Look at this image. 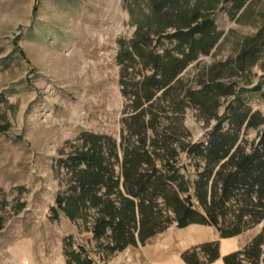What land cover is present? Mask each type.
I'll return each mask as SVG.
<instances>
[{
  "label": "rangeland",
  "instance_id": "374dc122",
  "mask_svg": "<svg viewBox=\"0 0 264 264\" xmlns=\"http://www.w3.org/2000/svg\"><path fill=\"white\" fill-rule=\"evenodd\" d=\"M235 1L0 0V264H68L69 254L81 248L92 264H188L183 255L192 258L206 244L218 257L209 261L199 254V260L225 264L226 254L251 248L264 217L247 221L246 228L228 237L214 225L180 227L173 220L144 241L136 231L135 242L118 249L108 247L106 236H94L96 208L87 207L74 220L51 211L56 197L69 194L74 183L69 157L91 143L83 134L104 137L98 143L118 174L124 150L139 144L140 132L149 151L151 140L166 133L177 150L178 172L195 180L204 158L181 151L178 144H206L218 118L221 130H228L233 107L264 118V47L256 53L248 41L261 29L264 36V0H246L240 9ZM195 13L212 18L220 39L176 76L166 95L164 88L157 90L136 109L134 93L151 85L142 84L144 79L159 77L150 52L160 55L168 70L164 50L177 55L169 36ZM214 75L232 84L235 93H199L200 81ZM187 90L196 92L198 104L187 98ZM151 112L154 127L148 125ZM263 136L264 124L243 125L237 144L250 153ZM112 144L117 157L110 154ZM154 163L165 170L160 159ZM161 201L155 196V212ZM240 203L226 206L236 209ZM162 212L173 216L171 210ZM260 248L264 257V237Z\"/></svg>",
  "mask_w": 264,
  "mask_h": 264
},
{
  "label": "trees",
  "instance_id": "16d2710c",
  "mask_svg": "<svg viewBox=\"0 0 264 264\" xmlns=\"http://www.w3.org/2000/svg\"><path fill=\"white\" fill-rule=\"evenodd\" d=\"M245 2L246 0H236L235 8L240 9ZM221 35L209 15L195 13L184 25L178 26L169 36L176 42L174 50L177 55L164 50L162 56L171 64L167 70L160 55L150 52L152 65L159 77L152 75L144 79L142 84L146 85L149 81L151 85L146 86L141 93H134V107L138 109L143 101L152 100L157 90L164 88L162 95H166L176 76L199 54H208ZM263 37L261 29L248 40L251 50L261 52L264 47ZM135 51L140 55V50L136 48ZM129 59H132V53L129 54ZM215 65L217 64L213 66ZM200 83L202 86L199 93L205 96L235 93L232 84L221 83L216 75L209 76ZM185 93L190 101L198 104L195 101L196 92L187 90ZM150 106H153V102H150ZM143 112L144 110H140L135 117ZM226 119L229 129L222 131V119L218 118L219 124L210 133L206 144H178L181 151L193 157L204 158V168L195 180L178 172L174 164L177 150L171 146V138L166 133L156 135L151 140L152 149L149 151L145 148L146 137L140 132L139 144L124 150L118 174L110 167L108 157L98 143L104 137L83 134L91 143L85 150L76 151L69 157L74 183L69 194L56 197V204L51 207V211L55 216L63 213L74 220L81 217L82 211L87 207L96 208L98 215L92 225L94 236H106L109 239L108 247L118 249L134 243L136 231L138 239L144 241L155 232L163 230L173 220L180 227L190 223L214 225L223 237L241 232L246 228L247 221L257 223L264 217V136L257 147L250 153H245L240 144H237L238 132L243 125L248 128L264 124V118L258 111L250 113L248 108L238 111L233 107ZM155 122L156 114L151 112L148 125L154 127ZM115 146L112 144L110 154L117 157ZM156 158L163 162L164 171L156 168ZM80 164H84V167L77 169ZM217 165L218 168L214 170ZM181 192L186 193L184 198H181ZM155 196L161 198L163 205L156 212L153 209L156 206ZM240 199L243 204L240 203L236 209L226 206L228 201L239 203ZM162 210H171L173 216H164ZM229 213L232 216L226 220ZM244 215L249 217L248 220L244 219ZM263 237L264 226L252 241L251 248L226 254L223 256L224 263L264 264L260 248ZM211 246L212 244L202 246L200 253H192V258L186 255L183 257L188 264H204L199 260V254L212 261L218 254L216 248ZM69 256L68 264H92V258L84 248L79 252H71ZM244 259L247 260L246 263L243 262Z\"/></svg>",
  "mask_w": 264,
  "mask_h": 264
},
{
  "label": "bare ground",
  "instance_id": "6f19581e",
  "mask_svg": "<svg viewBox=\"0 0 264 264\" xmlns=\"http://www.w3.org/2000/svg\"><path fill=\"white\" fill-rule=\"evenodd\" d=\"M219 262H221V261L219 260Z\"/></svg>",
  "mask_w": 264,
  "mask_h": 264
}]
</instances>
